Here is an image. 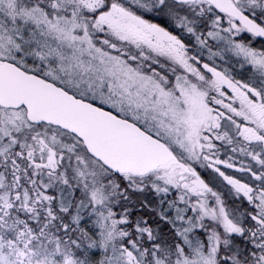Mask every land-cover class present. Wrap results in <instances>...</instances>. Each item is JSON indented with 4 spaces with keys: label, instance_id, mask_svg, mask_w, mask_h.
Here are the masks:
<instances>
[{
    "label": "snow or ice",
    "instance_id": "6c2138e0",
    "mask_svg": "<svg viewBox=\"0 0 264 264\" xmlns=\"http://www.w3.org/2000/svg\"><path fill=\"white\" fill-rule=\"evenodd\" d=\"M0 264H264V0H0Z\"/></svg>",
    "mask_w": 264,
    "mask_h": 264
}]
</instances>
